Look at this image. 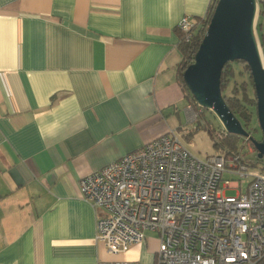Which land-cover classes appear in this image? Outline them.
<instances>
[{"label":"crops","instance_id":"1","mask_svg":"<svg viewBox=\"0 0 264 264\" xmlns=\"http://www.w3.org/2000/svg\"><path fill=\"white\" fill-rule=\"evenodd\" d=\"M212 2L0 0V264H155L152 233L107 254L79 182L193 133L177 26Z\"/></svg>","mask_w":264,"mask_h":264},{"label":"built area","instance_id":"2","mask_svg":"<svg viewBox=\"0 0 264 264\" xmlns=\"http://www.w3.org/2000/svg\"><path fill=\"white\" fill-rule=\"evenodd\" d=\"M255 3L258 27L264 0ZM204 20H180L183 45L192 44ZM261 27L262 38L256 40L264 65ZM196 108H188L190 122L203 110ZM226 135L222 128L215 140ZM242 138L253 152L250 135ZM249 167L242 153L200 159L170 132L84 177L79 192L97 212L95 240L110 256L128 252L152 233L159 242L155 264H264V171ZM225 175L244 182L243 191L225 195L241 188L224 181Z\"/></svg>","mask_w":264,"mask_h":264},{"label":"water","instance_id":"3","mask_svg":"<svg viewBox=\"0 0 264 264\" xmlns=\"http://www.w3.org/2000/svg\"><path fill=\"white\" fill-rule=\"evenodd\" d=\"M255 0H217L193 63L183 72V82L202 109L219 120L228 135L248 134L227 107L220 89L225 65L243 62L249 69L256 99V118L262 138L251 140L259 160L264 159V68L255 36Z\"/></svg>","mask_w":264,"mask_h":264},{"label":"rangeland","instance_id":"4","mask_svg":"<svg viewBox=\"0 0 264 264\" xmlns=\"http://www.w3.org/2000/svg\"><path fill=\"white\" fill-rule=\"evenodd\" d=\"M261 11L264 12V5L261 6ZM259 23L263 26L264 25V13L260 16ZM256 26V25H255ZM263 30L262 27H255V36L262 38ZM228 69L232 70L233 78H228V84L226 86L225 91L223 92V96L225 98H232L233 97V88L234 86H240L241 84H246L248 89V96L253 98L254 91L251 85V80L249 79V74L246 72L245 65L242 63H231L228 66ZM240 98V95L239 97ZM249 110L252 113V120L248 127H243L244 130L250 135V138L255 141H260L262 138V133L260 127L257 122L256 114L254 108L250 107ZM256 110V108H255ZM202 119L200 122L206 123L214 130V135L219 133L222 130V126L219 120L214 116V114L208 110H202ZM241 122V121H240ZM243 126V122L241 123ZM191 125L196 126L195 123H191ZM188 135V134H187ZM228 135V134H227ZM229 136V135H228ZM237 137V136H235ZM228 137L221 142L214 140L215 142L219 143V147H214V141L209 137L208 133L204 130H200L197 132H193L189 137H183L182 143L183 145L196 157L200 159H206L210 156H218V155H226L227 153L236 154L242 153L250 164V172L257 173L264 171V159L259 160L257 158V153L255 149L252 148L253 152H248L247 143L244 141L242 137H237L235 141H233V149H230V140ZM250 146V144H249ZM230 154V155H231ZM224 181H230L233 185H240V191L238 189L233 190H226L225 195L227 196H235L237 193L242 192L245 186L244 182H241L237 179V177H228L224 176ZM223 181V182H224Z\"/></svg>","mask_w":264,"mask_h":264},{"label":"trees","instance_id":"5","mask_svg":"<svg viewBox=\"0 0 264 264\" xmlns=\"http://www.w3.org/2000/svg\"><path fill=\"white\" fill-rule=\"evenodd\" d=\"M217 0H213L212 4L210 5L205 20H204V27L203 29H200L197 33V35L195 36L194 41L192 42L191 45H183L182 43H180V47H181V51L183 53V60L182 63L179 66V80H180V85L183 89V91H185L190 99V102L192 103V106L194 109H196V102L193 99V97L191 96L190 92L188 91V89L186 88L182 76H183V72L185 71V69L193 63L194 60V56L198 50V46L200 44V42L202 41V38L205 34L206 28L208 26L210 17L213 13L214 7L216 5ZM261 27V25H258V28ZM237 63H242L245 65V69L246 72L249 74V79L251 80L250 77V72L248 67L246 66L245 63L243 62H239L236 61ZM228 65H225V67L222 70V74H221V79H220V89H221V93L223 94V92L226 89L227 86V82H228V78H233V72L232 70L228 69ZM227 83V84H226ZM251 85L253 87L252 84V80H251ZM254 91V88H253ZM240 95V98H238ZM224 98V101L227 105V107L229 108V110L235 115V117L239 120L240 123L243 122V127H248V125L251 123L252 120V113L249 110V108L253 107L255 114H256V99H255V92H254V96L253 98H250L248 96V89L246 84H241L240 86H234L233 88V97L232 98ZM202 119V113L198 114L197 120H196V127L194 129L193 132H197L200 130H204L208 133L209 137L212 139V141L215 140V135H214V130L206 123V121L204 123H200ZM242 125V124H241ZM229 138L227 140H230V149H233V141H235L237 139V137L232 136V135H226V137H224V139L222 141H224L226 138ZM221 142V141H220ZM219 143L214 141V147L218 148L219 147ZM230 153H227L226 155H230Z\"/></svg>","mask_w":264,"mask_h":264},{"label":"bare ground","instance_id":"6","mask_svg":"<svg viewBox=\"0 0 264 264\" xmlns=\"http://www.w3.org/2000/svg\"><path fill=\"white\" fill-rule=\"evenodd\" d=\"M263 68H264V65H263Z\"/></svg>","mask_w":264,"mask_h":264}]
</instances>
